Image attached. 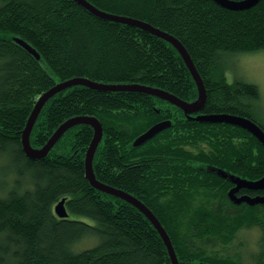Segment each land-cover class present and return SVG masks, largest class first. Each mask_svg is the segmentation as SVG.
Listing matches in <instances>:
<instances>
[{"label": "trees", "instance_id": "16d2710c", "mask_svg": "<svg viewBox=\"0 0 264 264\" xmlns=\"http://www.w3.org/2000/svg\"><path fill=\"white\" fill-rule=\"evenodd\" d=\"M87 1L106 13L148 22L183 43L207 92L193 116L237 115L264 129L255 113L263 100L258 85L227 76L232 58L264 50V0L244 9L217 0ZM76 77L160 88L187 101L199 96L177 48L152 32L100 17L77 0H0V264H172L141 210L91 184L85 166L91 125L68 129L46 157L25 152L23 131L39 97ZM77 116H96L103 124L93 161L96 178L155 213L180 264H264V201H238L230 193L237 185L230 174L264 177V144L255 134L188 118L145 92L75 85L44 105L32 146L43 147ZM165 120L172 125L134 145ZM200 139L209 141L210 150L189 148ZM235 195L264 196V188L241 187ZM64 198L68 217L55 211Z\"/></svg>", "mask_w": 264, "mask_h": 264}, {"label": "water", "instance_id": "95a60500", "mask_svg": "<svg viewBox=\"0 0 264 264\" xmlns=\"http://www.w3.org/2000/svg\"><path fill=\"white\" fill-rule=\"evenodd\" d=\"M77 1L100 17H104L110 20L119 21V22L131 24V25L143 28L165 39L166 41L170 42L173 46L177 48V50L183 57L184 61L186 62L187 67L189 68L197 84L199 96L195 101H187V100L179 98L178 96H176L175 94L169 91H166L160 88L145 86V85L143 86L139 84H134V85L104 84V83L94 82L87 78H81V77H76V78H72L69 80H65L60 83H57L50 90L44 92L37 100V103L23 131V138H22L23 148L25 152L27 153V155L31 158L46 157L48 153L51 151V149L54 147V145L57 143V141L63 136V134L68 129L78 124L91 125L94 129V137H93L91 144L89 145L87 149L86 158H85L86 175L91 181V184L95 188L101 191L115 195L117 197H120L132 203L139 210H141L147 216V218L153 223L156 229L159 231L169 251L172 264H180L173 241L169 233L167 232L166 228L163 226V224L161 223L159 218L155 215V213L143 201H141L139 198L135 197L131 193L123 189H119L114 186L103 183L96 178L93 161H94V157L98 149V146L101 143L103 139V134H104L103 124L99 120V118H97L96 116H77V117L68 119L53 133L49 141L43 147L35 148L31 144L30 137H31L33 127L41 113L42 108L47 103V101L51 97H53L55 94H57L58 92L68 87L75 86V85H85V86L92 87L95 89H100V90H112V91L134 90V91H140V92L152 94L162 99H165L169 101L170 103L176 105L177 107L181 108L185 112L188 118H194L198 121H206V122H225V123H230V124L244 127L248 129L250 132H252L253 134H255L260 139V141H262L263 144H264V129L254 120L247 118V117L237 116V115H231V114L224 113V114H200L197 116H193L195 113H198L199 111L203 109L206 103L207 92H206V87L202 79V76L191 54L189 53L187 48L183 45V43L178 38H176L174 35L168 32L162 31L161 29L153 26L152 24L148 22L138 20L135 18H130L127 16H118V15L106 13L100 10L99 8L95 7L94 5H92L87 0H77ZM217 1L228 8L244 9V8H249L255 5L259 0H217ZM14 40L17 43H19L21 46H23L26 50H28L31 54H33L37 59L41 58V55L37 51V49L34 48L31 44H29L26 40H24L23 38H19V37H14ZM171 125H172L171 120H165V121L156 123L151 128H149L145 133L137 137L134 141V145L139 146V145L144 144L149 139L153 138L159 132L170 127ZM219 172L224 175L227 174V172L223 170H220ZM231 178L237 184L230 191L231 195H233L236 200L238 201L246 200L250 203L264 201V196L237 197L235 195L236 190L240 189L241 187H249L253 189L264 188V177L258 180H249V179L231 175ZM55 211H56V214L60 217H68L69 213L66 208V198L62 199L59 203H57V205L55 206ZM201 264H207V263H201Z\"/></svg>", "mask_w": 264, "mask_h": 264}, {"label": "rangeland", "instance_id": "374dc122", "mask_svg": "<svg viewBox=\"0 0 264 264\" xmlns=\"http://www.w3.org/2000/svg\"><path fill=\"white\" fill-rule=\"evenodd\" d=\"M227 69V76L230 82L234 80H243L258 85L262 95V105L256 109V115L264 122V50L240 54L232 58ZM193 147L190 149L197 152L196 149L210 150L211 144L208 140L200 139L190 142ZM237 176L235 174H230ZM239 177V176H237Z\"/></svg>", "mask_w": 264, "mask_h": 264}]
</instances>
